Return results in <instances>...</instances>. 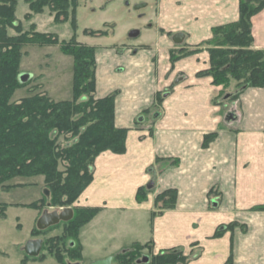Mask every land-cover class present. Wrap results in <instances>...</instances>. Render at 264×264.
Wrapping results in <instances>:
<instances>
[{
	"label": "crops",
	"instance_id": "1",
	"mask_svg": "<svg viewBox=\"0 0 264 264\" xmlns=\"http://www.w3.org/2000/svg\"><path fill=\"white\" fill-rule=\"evenodd\" d=\"M148 2L150 17L128 35L144 40L112 55L113 62L97 50L95 94L117 92L115 127L128 130L126 151L97 157L93 181L78 201L100 208L89 222L94 228L101 227L96 221L109 208L128 213L136 226H144L137 241L155 250L185 251L189 264H225L230 255L232 264H264V211L253 210L264 207V88L245 89L229 120L230 112L222 116L213 104L221 87L197 77L209 68L204 48L173 66L169 62L170 51L197 48L213 28L236 22L239 0ZM251 30L253 49L264 50V9L253 17ZM176 34L183 36L180 44L173 40ZM171 85L156 105V94ZM155 106L149 124L142 113ZM214 133L203 148L204 137ZM140 187L148 195L137 203ZM169 189L177 191L175 207L152 216L154 199ZM232 223L231 231L213 238L218 228ZM196 249L199 255L192 259Z\"/></svg>",
	"mask_w": 264,
	"mask_h": 264
},
{
	"label": "trees",
	"instance_id": "2",
	"mask_svg": "<svg viewBox=\"0 0 264 264\" xmlns=\"http://www.w3.org/2000/svg\"><path fill=\"white\" fill-rule=\"evenodd\" d=\"M18 0H0V188L7 192L21 187L9 186L7 182L16 178L42 177L44 191L51 205L71 207L94 178V165L97 157L104 153L121 155L126 151L128 130L115 127V98L117 92L102 98L95 97V53L96 49L76 42L59 41L52 33H40L33 27L28 31L17 23L15 10ZM28 5L30 19L35 14L53 13L55 24L71 21L76 29V0H24ZM239 17L236 22L212 29L211 38L194 49L171 51L170 62L199 53L205 48L209 54V68L197 77H209L212 85L224 90L234 81L238 88L232 99H239L248 88H264V50L253 49L252 19L264 9V0H239ZM92 36H106V32H95ZM25 46H58L62 55L72 59V88L69 100H54L45 92L33 88L26 97L12 100L14 94L28 85L19 81L20 65ZM38 90V91H37ZM161 93L155 96L156 105L162 103ZM156 106L142 113L153 115ZM216 134L206 135L203 148H206ZM62 142L65 144L63 145ZM178 162H171L176 165ZM212 190H210V194ZM148 190L138 188L135 200H146ZM177 191L166 190L154 199L155 211L152 216L161 215L173 209ZM40 203H32L37 208ZM5 205H0V219L5 218ZM264 211V207L253 208ZM97 207H79L73 212L66 225L64 237H76L80 230L100 212ZM235 223L218 228L213 238H219L225 231H231ZM245 231L244 227H241ZM44 231V230H43ZM36 229L32 234L43 232ZM64 239V238H63ZM62 241L55 239L54 242ZM133 244L124 254L115 255L118 264H189L190 257L182 250L170 249L148 257V262H139L143 248ZM136 248L138 250H136ZM57 259L63 253L73 256L78 252L72 249L61 251L49 248ZM54 250V251H52ZM28 258V257H27ZM31 258V257H30ZM143 260V259H142ZM24 262V261H23ZM225 264H232V255Z\"/></svg>",
	"mask_w": 264,
	"mask_h": 264
},
{
	"label": "rangeland",
	"instance_id": "3",
	"mask_svg": "<svg viewBox=\"0 0 264 264\" xmlns=\"http://www.w3.org/2000/svg\"><path fill=\"white\" fill-rule=\"evenodd\" d=\"M141 1L148 2V0H76L75 30L71 26L70 19L65 23L55 24L53 22L54 14L50 13L51 11L48 9L43 13L31 15L30 19H26L25 15L30 14V11L24 0L17 1L15 18L24 31H28L33 27L40 33L55 34L59 41H69L72 37H75L76 42L96 49L95 58L98 52L99 54L102 52L104 54L102 59L106 58L108 61L113 62L115 59L113 56L119 55L121 50L127 47L128 44L139 43L144 40L143 37L130 40L128 36L135 27L144 26L143 23L152 13L150 2H148L147 7L134 8ZM103 31L107 33L106 36L90 35ZM182 49L186 50V48ZM179 50L173 51L178 53ZM23 52L25 56L21 61L20 74H30L31 78L28 85L14 94L12 100L30 95L28 92L33 88L45 92L54 100H69L73 78L72 59L62 55L58 46H25ZM170 55L171 51L169 52V62ZM190 56L192 55L187 57ZM187 57L180 58L173 64L170 62V64L173 66L176 62ZM172 88V85L165 88L161 92V97L163 98V93L170 92ZM237 90L236 82L233 81L223 93L221 87L219 94L213 99V104L219 107L222 116L229 112H237L239 99H232ZM147 118L150 124L154 120V115L150 114ZM62 144L65 143L62 142ZM163 164L165 163L159 162L161 168L164 166ZM5 185H20L21 187L10 189L7 192L0 188V205L7 207L5 218L0 219V264H89L107 257H112V263L118 264L115 259L116 253H126L135 243L140 246L148 244V242L137 241L142 236H139L142 232L139 230L141 223L139 222L140 225L136 226L137 219L135 217L110 208L96 221L100 223L102 230L101 227L94 228L88 223L83 226L78 236L64 237L66 225L64 222H60L44 231L42 230V233L34 235L32 233L37 229L36 222L44 211L60 212L65 207L49 203V197L44 191L42 177L16 178ZM84 192V195H86L88 191ZM78 200L69 207L73 212L79 207H85L80 205ZM81 200H83V195L80 198ZM36 202L40 205H37L36 209L32 208L30 204ZM141 218L144 220L143 215H141ZM55 239H62V241L53 244ZM29 240H41L42 242L41 251L35 258L28 257L23 251L25 243ZM50 247L61 251H65L68 247L76 251L79 248L81 250L79 249L73 256L63 253V257L58 260V257H55L53 253H49ZM136 250L138 249L136 248ZM160 252L161 250H155L152 247L143 248L138 261L141 263L145 256L150 258ZM182 252L186 256L185 251ZM198 255L199 251L196 249L192 253V259L198 257Z\"/></svg>",
	"mask_w": 264,
	"mask_h": 264
},
{
	"label": "water",
	"instance_id": "4",
	"mask_svg": "<svg viewBox=\"0 0 264 264\" xmlns=\"http://www.w3.org/2000/svg\"><path fill=\"white\" fill-rule=\"evenodd\" d=\"M141 7H143V4L138 5L135 8L139 9ZM182 37L183 36L181 34H176L174 36L173 40L176 44H180L182 41ZM30 78H31L30 74L21 73L19 75V81L21 83L28 82L30 80ZM233 115H234V113L230 112L228 114V119L231 120L233 118ZM72 217H73V211L71 208H64L60 212L44 211L42 213V215L38 218V220L36 222V227L39 230H45L49 227H52V226L59 224L60 222H68L72 219ZM41 245H42L41 240H29L25 243L23 251L28 257L35 258L39 255V253L41 251ZM112 260H113L112 257H107L104 259L95 260L93 262H90L89 264H113ZM143 262L147 263L148 257L145 256L143 258Z\"/></svg>",
	"mask_w": 264,
	"mask_h": 264
}]
</instances>
